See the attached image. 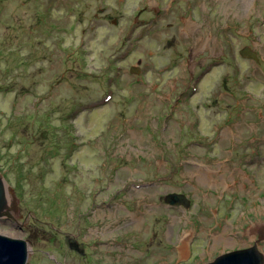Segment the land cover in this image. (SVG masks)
I'll return each mask as SVG.
<instances>
[{"label": "rangeland", "instance_id": "obj_1", "mask_svg": "<svg viewBox=\"0 0 264 264\" xmlns=\"http://www.w3.org/2000/svg\"><path fill=\"white\" fill-rule=\"evenodd\" d=\"M171 1L0 0V234L27 264H206L264 226V0Z\"/></svg>", "mask_w": 264, "mask_h": 264}, {"label": "water", "instance_id": "obj_2", "mask_svg": "<svg viewBox=\"0 0 264 264\" xmlns=\"http://www.w3.org/2000/svg\"><path fill=\"white\" fill-rule=\"evenodd\" d=\"M239 53L243 57L257 60L256 52L252 51L248 46L242 47ZM138 71V68L134 69L132 67L130 69L131 73H137ZM5 189L9 191L7 194L11 195L12 201H16L13 188L7 183L3 175L0 174V219L3 217H11V212L14 208L13 202L12 210H8ZM163 199L171 205H188L184 196L176 193L167 194ZM259 238L264 239V235H261ZM28 252L29 246L25 239L0 234V264H27ZM206 264H264V254L256 246H252L250 248L232 250L221 254Z\"/></svg>", "mask_w": 264, "mask_h": 264}, {"label": "flooded vegetation", "instance_id": "obj_3", "mask_svg": "<svg viewBox=\"0 0 264 264\" xmlns=\"http://www.w3.org/2000/svg\"><path fill=\"white\" fill-rule=\"evenodd\" d=\"M173 2H174V0H172V1L170 2V5H169V6H172V3H173ZM154 9H155V7H154ZM146 11H148V8H147L146 6H143V7H141V8L138 9L137 13H138V15H139V14H141V12H146ZM146 14H147V13H144V16H146ZM148 22H149L148 19H144V21H143V23H145V24H147ZM239 52H240V49L238 50V53H239ZM239 55L242 56L240 53H239ZM256 55H258V54L256 53ZM242 57H243V56H242ZM244 58H247V57H244ZM249 59H251V58H249ZM199 73H200V72H199ZM199 73L197 74V76L199 75ZM184 198H185V197H184ZM185 200H187V199L185 198ZM188 202H189V201L187 200V203H188ZM177 205H178V204H177ZM187 206H188V205H187ZM184 207H186V206H184ZM261 235H264V226H262V224L260 223L259 226H258V228H257V236H256V238L254 239L252 245H251V246H248V247H243V248H241V249H245V248H250V247H252V246H256L257 249L261 251V249H260V242H263V241H264V239H260V238H259Z\"/></svg>", "mask_w": 264, "mask_h": 264}, {"label": "bare ground", "instance_id": "obj_4", "mask_svg": "<svg viewBox=\"0 0 264 264\" xmlns=\"http://www.w3.org/2000/svg\"><path fill=\"white\" fill-rule=\"evenodd\" d=\"M5 193H6V205L8 207V210L11 211L12 210V207H13V202L14 200L12 201V197L11 195H8L7 193H9V191L7 189H5ZM185 235H189V234H185ZM184 235V236H185ZM218 237H215V240H217ZM187 239V237H186ZM184 241H185V238H184ZM225 241L227 242L228 240L225 239Z\"/></svg>", "mask_w": 264, "mask_h": 264}, {"label": "clouds", "instance_id": "obj_5", "mask_svg": "<svg viewBox=\"0 0 264 264\" xmlns=\"http://www.w3.org/2000/svg\"><path fill=\"white\" fill-rule=\"evenodd\" d=\"M14 192V191H13ZM15 195V194H14ZM16 199V198H15Z\"/></svg>", "mask_w": 264, "mask_h": 264}]
</instances>
